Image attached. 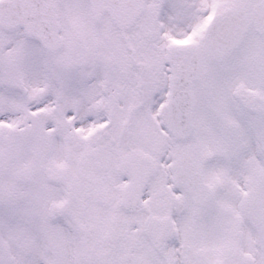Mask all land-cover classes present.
<instances>
[{
	"label": "snow or ice",
	"instance_id": "1",
	"mask_svg": "<svg viewBox=\"0 0 264 264\" xmlns=\"http://www.w3.org/2000/svg\"><path fill=\"white\" fill-rule=\"evenodd\" d=\"M0 264H264V0H0Z\"/></svg>",
	"mask_w": 264,
	"mask_h": 264
}]
</instances>
